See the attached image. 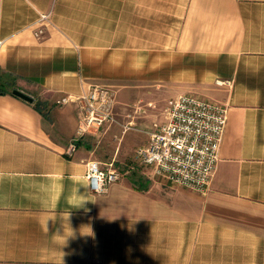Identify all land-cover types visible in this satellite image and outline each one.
Listing matches in <instances>:
<instances>
[{
	"label": "crops",
	"instance_id": "1",
	"mask_svg": "<svg viewBox=\"0 0 264 264\" xmlns=\"http://www.w3.org/2000/svg\"><path fill=\"white\" fill-rule=\"evenodd\" d=\"M107 74L147 92H117ZM152 75L228 108L205 193L155 175L136 150L123 160L129 136L144 145L162 120L143 114L153 101L127 112L131 128L93 129L72 148L82 101L57 100L106 85L116 116L117 96L149 99ZM0 86V264H264V0H0ZM90 160L119 162L104 193L90 189Z\"/></svg>",
	"mask_w": 264,
	"mask_h": 264
},
{
	"label": "built area",
	"instance_id": "2",
	"mask_svg": "<svg viewBox=\"0 0 264 264\" xmlns=\"http://www.w3.org/2000/svg\"><path fill=\"white\" fill-rule=\"evenodd\" d=\"M49 16L50 13H46L41 18L49 19ZM43 32L39 27L36 34L40 36ZM224 82L232 84V81ZM79 100L82 101L81 114L73 149L76 141L93 129L118 121L114 113L116 93L113 88L94 83L85 95L62 97L57 102ZM227 121L228 108L219 101L195 93L172 96L167 100L163 120L153 122L148 143L137 147L136 158L151 167L155 175L205 193L218 165ZM87 165V178L93 193L106 192L109 185L121 177L115 167H104L97 160H90Z\"/></svg>",
	"mask_w": 264,
	"mask_h": 264
},
{
	"label": "rangeland",
	"instance_id": "3",
	"mask_svg": "<svg viewBox=\"0 0 264 264\" xmlns=\"http://www.w3.org/2000/svg\"><path fill=\"white\" fill-rule=\"evenodd\" d=\"M165 78L168 77L166 71H165ZM113 78L115 77H112L110 74H107L105 76L103 80L104 83H113L115 84L114 86H111L113 87L114 89L117 90H123L124 93H127L125 92L126 90H131V91H138V89H140V92L142 94H145V92L147 91H144L142 90L143 87H139V85L141 84V81H138L139 80V77H133V75L129 76L127 75V77L123 76V77H120V80L121 81H113ZM148 84H150L148 86L149 90H148V93L147 95L149 96L148 98L149 99H146L147 97H139V98H136L134 100L136 101H133L132 97H128V95L126 94V97H120V96H117V106H116V112H117V118H118V121L114 124H117L118 125H122V129L125 128L126 129H129L131 128V125L129 127V125H126V123H124V121L126 120V114L127 112H130L129 110H131L133 112V110L135 109V107H138V106H144L147 105V102L150 100V101H153L154 104H150L149 107H146L148 111H144L145 113L143 114H147V113H151V119H155V118H159L160 116L164 118V112H162V107L165 103V101H167V99H169L170 97L172 96H175L176 93L172 92L171 90V84L169 81H166L162 84V85H156V84H153V83H157L155 81V75H152V76H149L148 77ZM102 82V81H101ZM119 84H123V86L121 87ZM129 85H137V88L134 90L133 87H129ZM122 88V89H121ZM145 88V87H144ZM175 94V95H174ZM151 98V99H150ZM128 102H137L136 104L132 105L131 107H128L126 108L125 104L128 103ZM144 109V108H142ZM149 109H151V111H149ZM145 110V109H144ZM143 118V117H142ZM162 118V120H163ZM121 119V120H120ZM123 121V122H122ZM156 121H161V120H156ZM155 122V121H154ZM134 127V126H132ZM124 131V130H122ZM125 132V131H124ZM135 132V131H134ZM129 133V132H128ZM117 135V134H121L119 132V128H114V129H110V138L112 139H109L110 141H107L106 139H108V135L104 138L103 140V143L105 145L108 144V150L104 153L102 152L101 150H97L98 151V154H97V158H100L101 160H104L105 162H109L112 160V157L110 156L111 155V151L114 149L115 147V143H118L119 140L114 138L113 135ZM128 137V134L126 135V138ZM129 138L131 139V141L133 142L132 143V146H130V149L127 150V156H123V160H125L126 163H131L132 162V159H133V155L135 153V150L136 148L140 145V144H143L145 141H140L139 139V136L138 134H133V136H129ZM102 146V144L100 145ZM105 148V147H103ZM100 149V148H99ZM117 163L119 162H116L115 163V167L117 168H121ZM121 170V169H120ZM118 170V171H120ZM122 172V171H121Z\"/></svg>",
	"mask_w": 264,
	"mask_h": 264
},
{
	"label": "water",
	"instance_id": "4",
	"mask_svg": "<svg viewBox=\"0 0 264 264\" xmlns=\"http://www.w3.org/2000/svg\"><path fill=\"white\" fill-rule=\"evenodd\" d=\"M13 93L16 94V95H19L20 97L24 98V99H27L29 101H32L33 98L31 96H29L27 93L15 88L13 89Z\"/></svg>",
	"mask_w": 264,
	"mask_h": 264
},
{
	"label": "trees",
	"instance_id": "5",
	"mask_svg": "<svg viewBox=\"0 0 264 264\" xmlns=\"http://www.w3.org/2000/svg\"><path fill=\"white\" fill-rule=\"evenodd\" d=\"M12 91H13V89H12ZM3 92H5V89L2 86H0V93H3Z\"/></svg>",
	"mask_w": 264,
	"mask_h": 264
}]
</instances>
